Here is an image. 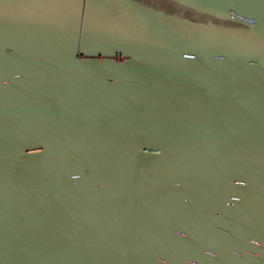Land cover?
<instances>
[{"label":"water","instance_id":"1","mask_svg":"<svg viewBox=\"0 0 264 264\" xmlns=\"http://www.w3.org/2000/svg\"><path fill=\"white\" fill-rule=\"evenodd\" d=\"M0 264H264V0H0Z\"/></svg>","mask_w":264,"mask_h":264}]
</instances>
